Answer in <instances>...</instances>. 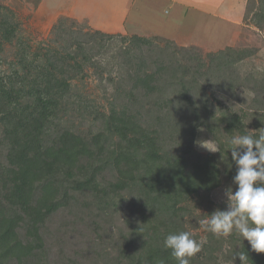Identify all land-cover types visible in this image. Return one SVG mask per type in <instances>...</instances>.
<instances>
[{"label":"trees","instance_id":"16d2710c","mask_svg":"<svg viewBox=\"0 0 264 264\" xmlns=\"http://www.w3.org/2000/svg\"><path fill=\"white\" fill-rule=\"evenodd\" d=\"M0 10V56L6 44L14 43L19 45L20 54L6 72H0V147L6 152L0 164V264H32L45 247L42 229L46 221L80 193L105 205L117 194L132 198V213L139 218L126 238L128 264H177L171 251L165 249L164 239L186 231L184 205L216 189L223 174L216 155L195 153L196 129L216 120L225 134L244 135L247 118L228 108L219 114L215 111L217 106L200 83L205 63L197 59L196 68L202 70L190 75L193 70L188 67L183 72L175 66L171 69L161 59L148 62L144 51L150 39L136 35H118L131 43L124 48V55L115 57L121 59L118 67L137 61L136 75L131 77L132 102L120 104L125 98L111 102L109 115L95 111L85 95L77 92L71 96L74 76L56 73H65L67 63L69 73L82 71L84 64L92 61L87 55L91 47L85 48L86 52L81 48L82 63L75 62L71 54L62 55L59 67V50L53 55L51 48L31 54L29 44L20 40L18 16L8 6L0 5ZM91 36L98 41L117 37L100 31ZM226 57L225 50L210 56L212 62H224ZM223 62L218 65L222 67ZM213 68L211 64L209 69ZM234 82L231 78L230 88ZM170 83L178 98H165V92L159 90L169 88ZM154 96L158 98L151 104L149 99ZM136 104H141L142 111L148 108L152 112L148 119L134 110ZM70 111L94 115L91 123L99 126L97 131L82 134L75 127L63 128ZM165 120L171 135L165 132L168 128L162 129L167 125ZM182 129L188 132L174 133ZM260 133L249 134L258 138ZM180 136L186 139L182 148L177 147ZM228 160L231 164L225 171L233 179L237 166L232 156ZM106 172L113 180L105 179ZM241 252L247 253L248 264H264V253L253 251L250 245L242 246ZM236 262L240 264L239 258Z\"/></svg>","mask_w":264,"mask_h":264},{"label":"rangeland","instance_id":"374dc122","mask_svg":"<svg viewBox=\"0 0 264 264\" xmlns=\"http://www.w3.org/2000/svg\"><path fill=\"white\" fill-rule=\"evenodd\" d=\"M219 1H198L207 6L205 10L209 12L208 15L198 12L197 2H194L195 8L188 10L187 18L183 17L180 6L177 9H172V4L165 8L158 6L156 15L160 19V24H163V20L167 18L172 20V22L168 21L172 25L168 27L170 33L167 34L171 38L148 32L145 36L138 35L139 28L136 27L133 30L127 27L128 34L103 31L104 22H109L113 30L121 28L119 0L118 2L109 0L107 11H103L102 18L86 16L79 0H77L78 3L74 0H0V5L8 6L18 16L20 40H23L22 42L26 45L29 44L31 54L40 50L44 52L51 48V55H53L59 50L57 63L59 67L63 64L62 55L71 54L75 62L79 60L82 63V53L86 52L85 48L91 47L86 54L92 56V61L85 63L82 71L77 73L71 70L69 73L70 68L67 63L65 73L61 70L56 73L64 77L74 76L70 80L71 96L77 92L85 95V98H88V101L96 107L95 111L109 115L111 102H121L122 100H119L121 98L125 99L120 104L132 102L129 94L134 81L131 77L136 75L134 64L137 61H133L131 66L124 62L122 67H118L121 59L117 60L115 57L119 54L124 55L126 53V51L123 52L124 48H129L131 43L122 41L118 35L127 38L136 35L150 39L151 44L146 48L147 51H144L148 62L161 59L165 65L168 63L171 69L175 66V69L182 68L183 72H185L184 68L188 67L189 71L193 70L190 75L202 70L196 68L197 59L205 63L206 68L204 76L200 78V83L206 88V95L211 98L215 108L217 106L215 111L219 114L228 108L233 113L244 115L247 118L245 134L264 132V120L262 119L264 112L260 111L264 109V0L225 1L228 9L231 7L230 10L233 12L228 18L235 17L236 20H231L237 24L240 22L239 27L217 21L215 15L218 12V4L222 3ZM183 3H187L186 0H180L179 5ZM136 5L135 10L132 11L133 15L138 8ZM109 10L114 12L113 16ZM223 15L221 12L220 16L224 17ZM190 16L194 18L193 23H191ZM187 22L193 29L189 40L186 39V30L189 27ZM97 31L117 35V37L105 38L101 41L92 39L91 34ZM81 48H84L83 52H80ZM18 50L19 45L15 43L14 45L6 44L2 48L0 57L3 62L0 64V72H6L10 66L9 63L18 60L20 55ZM224 50L227 56L224 62L220 59L219 62H212L213 58L211 59L210 56ZM163 57L166 60L162 59ZM221 62L225 63L222 67L218 65ZM72 63L73 61L70 62ZM211 64L214 66L212 71L209 69ZM217 67L220 70L216 69ZM183 72L179 71V73ZM168 77L165 73L164 79L167 80ZM231 78L235 81L233 88H230ZM159 90L162 93L165 92V98L172 97V95L178 98L177 89L172 83L169 88L162 87ZM141 96L138 95L137 98L143 103ZM157 98V96L150 98V103L154 104ZM134 110L142 112L147 119L152 113L148 111V108L142 111L141 104H136ZM69 116L70 118L67 116L63 122V128L64 126L75 127L82 134H87L90 130L96 132L99 127L91 123V116L94 115L70 111ZM165 124H167L166 120ZM162 129H166L167 135L172 134L168 124ZM183 131L188 132L182 129L181 132L174 133L179 135ZM232 137L225 134L223 126H218L216 120L196 129L193 145L195 153L204 156L216 155L218 163L222 166L223 174L220 185L216 189L210 193L195 196L184 205L185 230L190 232L196 240H205L202 251L191 258L190 264H237L238 257L235 255L241 252L242 246L250 245L247 240H243L235 232L227 238H217L199 223L217 209L227 210L226 193L229 190L234 192L237 188L233 179L228 175L229 173L225 171L226 165L231 164L228 158L231 157L229 141ZM184 140L186 139L182 136L177 137L178 148H182ZM207 142L218 145L220 151L211 152L203 147V144ZM5 154L4 149L0 147V164L4 163ZM104 177L107 181L113 180L110 172H106ZM91 198L86 194H77L67 207L56 212L46 221L42 229L45 247L32 264L129 263L128 254L124 253V248L127 246L126 238L130 227L133 224L136 225L139 218L136 212L132 213L134 211L131 205L132 198L124 193L117 194L109 199L108 206L98 201H95V204L94 199Z\"/></svg>","mask_w":264,"mask_h":264},{"label":"clouds","instance_id":"9594fccd","mask_svg":"<svg viewBox=\"0 0 264 264\" xmlns=\"http://www.w3.org/2000/svg\"><path fill=\"white\" fill-rule=\"evenodd\" d=\"M229 144L237 166L233 177L237 188L226 193L227 210L217 209L199 223L217 238H227L235 232L249 242L253 251L264 253V132L258 138L251 134L234 135ZM203 147L211 152L220 151L213 142ZM204 243V239L198 241L188 231L172 233L164 239L165 249L171 251L177 264H190ZM235 257L240 264H248L246 252H238Z\"/></svg>","mask_w":264,"mask_h":264},{"label":"crops","instance_id":"0c3cea01","mask_svg":"<svg viewBox=\"0 0 264 264\" xmlns=\"http://www.w3.org/2000/svg\"><path fill=\"white\" fill-rule=\"evenodd\" d=\"M76 3L77 0H74ZM117 1L118 0H114ZM198 1H203V0H186L187 3H183L179 5L180 0H119L120 2V7L121 8V14L120 17L121 19L119 20L121 23V28L119 29H111V26L109 25V22H104L102 24V30L110 33H119V34H128V28H139V33L138 35H143L145 36L148 33H155V34H161L164 35L165 37H169L167 35L170 33L168 27H170L172 24L168 21L172 20L166 19L163 20V24H160V19L157 17L156 12H158V6L161 5L162 8H165L166 6L171 5V8H176L180 6L181 12L183 14V17L187 18L189 11H191L193 8H195V3L197 2V8L198 12H201L204 15H208L209 12L205 10L207 6L198 3ZM222 1L221 5L220 3L218 12L216 13V19L219 22L227 23L229 25H235L236 27H239V23L233 22L231 19H235V17L228 18L229 16H232L233 12L230 10L231 7L228 9L227 5L225 4L226 0H220ZM219 1V2H220ZM79 3L82 6V10L84 13H86V16L88 17H103V11H107V5H109V0H79ZM137 3V5H136ZM135 5L138 6L136 9L135 15H133L132 11L135 10ZM170 7V6H169ZM157 8V9H156ZM185 10V11H184ZM189 10V11H188ZM111 15H114V12L112 10H109ZM223 13L224 17L220 16V13ZM164 14H167L164 12ZM110 16V15H109ZM118 16V14H116ZM227 18V19H226ZM191 23L194 22V18L190 16ZM239 19H241V16H239ZM101 20V19H100ZM162 26H160V25ZM182 25V24H181ZM191 25V24H190ZM219 25V23H218ZM221 25V24H220ZM160 26V27H159ZM187 26H189V23L187 22ZM222 26V25H221ZM227 29V28H226ZM193 29L192 26H189L186 30V39L189 40L191 38V35L193 34ZM146 33V34H145Z\"/></svg>","mask_w":264,"mask_h":264}]
</instances>
